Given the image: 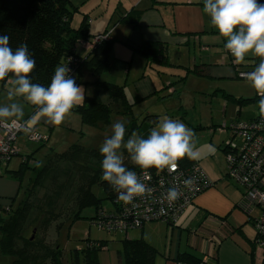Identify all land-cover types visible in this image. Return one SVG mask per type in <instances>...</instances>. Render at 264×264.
Masks as SVG:
<instances>
[{
  "label": "rangeland",
  "instance_id": "rangeland-1",
  "mask_svg": "<svg viewBox=\"0 0 264 264\" xmlns=\"http://www.w3.org/2000/svg\"><path fill=\"white\" fill-rule=\"evenodd\" d=\"M126 1L128 0H88L83 4L82 9L74 8L71 25L77 27L82 17L86 16L89 19L88 34L91 37L103 35L106 32L105 35L111 34L115 41L109 56L110 67L99 75V79L124 86L127 101L132 105L131 114L112 113L109 124L103 129L83 124L74 109L71 116L59 126H52L44 119V131L47 133L49 128L50 133L48 140L44 141V145L36 154L37 159L41 160L51 149L59 152L75 143L85 149L100 148L105 137L111 135V125L118 120L127 122L126 129L132 120H135L138 125L156 120L153 126L155 127L163 116H168L183 122L195 133V147L199 153L195 160L211 183L219 180L225 182L227 162L222 148L232 135L230 123L237 117L246 120L259 113L257 101L238 105L236 100L253 98L257 95L255 90L246 78L237 77L233 64L234 58L223 47L226 41L222 38L218 39V32L211 27L210 17L203 12V0H196L195 2L199 3L192 4L183 2L161 4L158 10L154 9L152 13H149L154 17L143 16L135 27L119 22V15L114 11L117 4H119L120 12L130 11L132 4ZM138 9L143 10L144 6H139ZM85 41L82 47L89 50L93 45L91 41ZM144 41L163 42L166 47L163 63L146 64L143 55L134 49H137ZM76 50L82 51L79 44ZM248 57L245 60H249ZM205 64L208 65V71L204 67ZM195 66H199L201 71H192L191 69ZM72 76L77 78L78 73ZM94 80L95 77L92 74L81 70L79 86L85 89V95L94 94ZM4 91L5 89H2L0 93V105L10 103L8 99L7 103H4L6 99ZM133 132L138 134L137 128L126 132L125 141ZM239 142L238 136L232 141L233 144ZM20 153L21 147L19 152L11 158L9 168L18 166L21 159L18 155ZM28 174V172L25 174L21 182L22 190L11 208H15L21 200ZM57 174L60 179L59 184L63 183L67 175L61 172ZM49 179L44 178L45 188L39 189V197L44 190L57 185L55 180L52 182ZM228 182L235 184L231 180ZM91 191L96 197L104 196L103 189L98 183L92 185ZM66 196L69 197L64 192L59 199V209L62 210L64 218L53 222L47 234L43 233L42 228L37 230L34 239L48 240L50 244H54L55 226L63 222L57 230V242L64 252V264H70V254L74 249L86 248L89 241H102L105 245L97 250L100 264H125L123 234L93 226L89 219L94 213L92 207L84 208L81 217L75 221H67V216L72 214L76 204L71 197L68 199ZM103 205L110 207L111 201L106 199ZM254 212V217L259 216V208ZM0 214L4 215L5 212L0 209ZM36 215V209L31 210L28 220L21 225L20 230L25 237L32 234ZM147 224H151V228L146 226V232L156 242H162L168 235L170 227L167 228L164 222L151 221ZM254 230L256 231L255 227ZM16 240V246L22 248V240ZM11 261V257L0 255V264H11ZM160 262V264H178L170 257H163Z\"/></svg>",
  "mask_w": 264,
  "mask_h": 264
},
{
  "label": "trees",
  "instance_id": "trees-1",
  "mask_svg": "<svg viewBox=\"0 0 264 264\" xmlns=\"http://www.w3.org/2000/svg\"><path fill=\"white\" fill-rule=\"evenodd\" d=\"M117 10L116 8V13L119 15L118 21L134 27L138 25L143 13L142 9L135 7L125 14ZM73 14L74 8L69 0H0V35L10 37V47L13 50L21 44H27L29 52L36 61V68L30 77L35 83L47 86L58 64L67 65L69 69L74 70L69 73L71 78L73 74L78 73V77L73 78L77 85L80 84L79 76L82 69L92 74L95 77L93 82L95 92L92 95H85L84 104L74 110L79 114L83 124L103 129L109 124L112 113L131 114L132 105L127 101L123 85L99 79V75L110 67L109 56L115 40L111 34H108L106 38L95 42L85 56H79L76 52L77 44L82 47L81 42L91 41L94 37L88 34L89 20L85 16L82 17L77 27L71 25ZM134 49L143 55L146 64L165 61L166 47L161 41H144L137 49ZM248 59L242 64L234 62V70L249 67L253 56ZM191 70L199 72L200 69L199 66H195ZM8 79L12 80L9 77L5 81ZM5 81H0V83ZM258 100L259 96L255 95L253 98L237 99L236 102L242 105L251 101L258 102ZM237 119L241 118L237 117L234 120ZM155 123L156 120L152 123L138 125L135 120H132L127 132L137 128L139 135L147 137ZM44 134L48 137L47 133ZM126 137L127 135L125 139ZM232 138L233 134L229 140ZM42 143L37 144L41 146ZM223 151L226 152L225 145ZM122 152L125 166L129 170L139 169L132 164L127 151L122 150ZM102 159L98 147L85 149L75 143L63 151L51 150L42 160H37L33 154H30L20 161L16 170L9 171V175L19 182H22L27 172L29 174L18 205L8 209L4 215L0 214V255L11 257V264H64V252L57 242V230L63 222L55 226L56 241L54 244L44 239L37 241L34 239V234L41 228L44 230L43 233L47 234L53 222L64 218L62 210L59 209V199L64 192L69 195L66 197L68 199L71 197L76 204L75 210L67 216L66 220L75 221L81 217L84 208L92 207L94 213L89 219L95 226L93 221L98 211L104 207L103 201L106 199L113 201L112 187L102 180ZM195 163H197L196 160L186 157L179 161V167L185 169ZM149 170L155 171L156 169ZM58 172L67 175L61 184H59ZM45 177L50 178L52 182L55 180L57 185H53L49 190L46 189L47 192L44 190L39 197V189L45 188L43 183ZM94 183H98L103 189V197H96L92 193ZM35 209L37 215L35 223L33 222L32 234L25 237L20 227L28 220L30 211ZM249 220L252 221L251 218ZM258 238L257 233L256 241ZM16 239L22 240V248L16 246ZM122 244L125 264H154L157 252L142 238H123ZM104 246L102 241H89L86 248L74 249L71 252L69 262L70 264H100L97 250ZM176 261L198 264L202 260L191 254L182 253L177 256Z\"/></svg>",
  "mask_w": 264,
  "mask_h": 264
},
{
  "label": "clouds",
  "instance_id": "clouds-1",
  "mask_svg": "<svg viewBox=\"0 0 264 264\" xmlns=\"http://www.w3.org/2000/svg\"><path fill=\"white\" fill-rule=\"evenodd\" d=\"M203 12L210 17L218 39L226 41L223 47L235 63H244L248 56L259 58L258 65L246 74V79L259 96V115L264 119V3L260 0H203ZM35 68L36 61L27 44L13 50L10 37L0 35V81L12 78V87L7 91L10 103L0 105V123L24 117L20 100L34 106L38 115L52 126L63 124L74 108L84 104L85 89L69 76L67 65L55 67L47 86L32 81L30 77ZM33 123L25 122V133L32 132ZM126 123L118 120L111 125V135L105 137L99 151L103 157L102 180L117 192L118 201L131 204L137 197L150 196L152 189L136 171L125 166L122 150L127 151L133 165L143 170L145 179L148 169L175 172L179 161L186 157L195 160L199 153L195 133L179 120L163 116L147 137L133 132L125 141ZM191 183L190 179L184 181L185 186ZM180 195L177 188L172 187L164 199L171 204Z\"/></svg>",
  "mask_w": 264,
  "mask_h": 264
},
{
  "label": "crops",
  "instance_id": "crops-1",
  "mask_svg": "<svg viewBox=\"0 0 264 264\" xmlns=\"http://www.w3.org/2000/svg\"><path fill=\"white\" fill-rule=\"evenodd\" d=\"M69 1L73 8L82 9L83 4L88 0ZM195 1L128 0L126 2L132 4L131 9L144 6L142 18L149 15L154 17L149 13H152L154 9L158 10L161 4H175L178 2L199 3ZM260 1L264 3V0ZM117 2L119 3V1ZM115 6L114 11L116 12V8L120 7L119 4ZM127 12L122 11L124 14ZM81 49L82 51L80 52L76 50L77 54L85 56L88 49L83 47ZM204 67L208 71V65ZM11 87L12 80L10 79L0 83V93L2 89H5L4 92H6L4 93L6 96L3 94L6 98L4 103H7V91ZM20 103L24 106V117L21 120L33 121L40 132L46 133L43 127L44 118L38 115L34 106L23 100ZM49 133L50 129L48 128V136ZM45 142L40 146L37 143L27 142L23 137H19L18 144L21 147V153L18 155L21 157L20 161L24 156L30 154H33L37 159L36 154ZM10 160L5 165L0 164V209L3 212L13 207L22 190L21 182L9 175V171L16 170L20 162L17 167L9 168ZM228 180L230 181L231 179L225 174V182L216 181L212 183V186L198 194L173 225L164 222L166 227H170V229L168 228V235L165 236L162 242H156L154 238L147 234L146 226L151 228V224H147L148 222L139 229L127 231L123 234V238H142L154 247L157 252L154 264H157V262L160 264L163 257H170L176 261L177 256L182 253L191 254L198 259L206 261L208 264H264V247L258 246L256 243L258 232L257 229L256 231L254 230L255 226L249 220L250 212H248L244 204L243 188L233 180L231 181L235 184L232 185ZM254 209L253 207L252 214L255 213Z\"/></svg>",
  "mask_w": 264,
  "mask_h": 264
},
{
  "label": "built area",
  "instance_id": "built-area-1",
  "mask_svg": "<svg viewBox=\"0 0 264 264\" xmlns=\"http://www.w3.org/2000/svg\"><path fill=\"white\" fill-rule=\"evenodd\" d=\"M107 35L96 36L91 40V45ZM83 42H81L82 45ZM85 43H87L85 41ZM230 54V53H229ZM234 63V60H233ZM259 58L253 57L251 65L244 69H236L237 77L246 78V74L254 70L258 65ZM74 70L71 68L69 73ZM30 120H12L0 123V164L5 165L19 152L18 138L23 137L27 142L38 143L47 140V135L40 132L32 124V132L25 133V122ZM233 138L225 142V158L227 162L226 175L228 178L242 186L244 204L250 218L258 231L259 238L256 243L264 247V119L259 113L252 119H237L231 122ZM238 136L240 142L233 144V139ZM151 189L152 194L145 197H137L131 204L118 201L117 192L113 190V201L110 207L101 208L93 224L100 229L109 232L125 234L131 229H139L145 223L162 221L174 224L184 210L194 201L195 197L212 185L206 173L195 163L192 166L177 171H148L145 179L143 170L136 169ZM192 183L185 186V180ZM176 187L181 193L179 199L169 203L164 199L169 188ZM253 207L259 208V216L252 214ZM163 210V211H162ZM178 264H189L178 262ZM198 264H208L202 260Z\"/></svg>",
  "mask_w": 264,
  "mask_h": 264
},
{
  "label": "water",
  "instance_id": "water-1",
  "mask_svg": "<svg viewBox=\"0 0 264 264\" xmlns=\"http://www.w3.org/2000/svg\"><path fill=\"white\" fill-rule=\"evenodd\" d=\"M32 238V237H31Z\"/></svg>",
  "mask_w": 264,
  "mask_h": 264
}]
</instances>
